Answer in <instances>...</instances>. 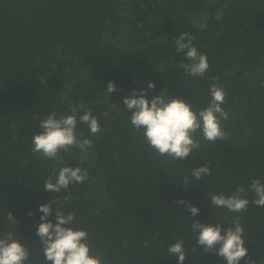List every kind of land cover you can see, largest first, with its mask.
Returning <instances> with one entry per match:
<instances>
[{
	"label": "trees",
	"instance_id": "1",
	"mask_svg": "<svg viewBox=\"0 0 264 264\" xmlns=\"http://www.w3.org/2000/svg\"><path fill=\"white\" fill-rule=\"evenodd\" d=\"M182 33L207 56L203 76L178 67L188 63L176 52ZM109 81L117 89L111 94ZM213 82L225 92V139L212 143L197 132L200 147L183 161L149 147L123 104L133 90H147L149 101L181 98L198 112L209 105ZM81 104L76 135L92 142L83 157L69 148L58 164L34 153L41 121L52 112L71 115ZM89 109L100 125L95 135L79 122ZM204 165L211 175L196 181L191 169ZM54 166L80 167L88 178L46 192ZM253 179L264 183V0H0V238L11 232L20 239L30 253L25 264H46L38 209L53 199L65 215L75 214L71 227L87 232L90 255L103 264H178L167 251L177 240L184 242V264H227L197 244L191 223L227 228L236 216L248 249L239 264H264V208L250 203L232 213L207 199L242 186L251 200ZM56 206L48 217L54 224Z\"/></svg>",
	"mask_w": 264,
	"mask_h": 264
},
{
	"label": "clouds",
	"instance_id": "2",
	"mask_svg": "<svg viewBox=\"0 0 264 264\" xmlns=\"http://www.w3.org/2000/svg\"><path fill=\"white\" fill-rule=\"evenodd\" d=\"M187 37V42L185 38ZM176 52L185 53L188 63H180L186 74L193 78L203 76L209 68L207 56L198 53L192 45V37L187 33H182L175 41ZM214 80V78H213ZM109 94L114 93L116 85L114 82L107 83ZM155 84L148 83V89H154ZM209 94L211 100L209 105L195 112L189 103L181 98H171L162 95L154 96L150 101L147 99V90L137 93L135 90L131 95L124 97L123 104L131 113L130 122L136 131L143 130V135L149 145L160 156H167L174 161H183L190 157L193 150L200 147V140L194 139L197 132L202 133L203 139L212 143L223 141L225 132L221 127V119L226 120L228 113L221 105L225 100L223 88L213 82ZM84 105L70 108L71 115H61L57 118L55 112L50 113L46 119L42 120L39 128L42 129L34 134L31 139L32 151L38 153L42 158H48L63 164V157L59 155L61 151L67 152L69 148H78L81 156L92 146L89 139H82L76 135L77 114ZM105 116L107 113L104 114ZM79 122L86 124L91 134L100 132L98 118L92 115L91 110H86L79 115ZM58 173V174H57ZM211 175L209 165L191 169V176L200 181L202 177ZM88 178V172L80 167H53V172L44 181L43 190L50 193H59L67 190L74 183H83ZM184 185L189 183L185 177ZM250 189L254 193V198L249 200L242 194L245 189L238 186L231 195L211 194L210 204L215 207L226 208L232 213L247 211L249 204L259 208H264V183L260 179H253ZM65 201L68 196L63 197ZM181 206H186L185 210L190 212L192 217L199 215V208L191 205L185 200L175 201ZM53 205L55 207V224L48 217L53 215ZM63 205L53 199L47 204L39 206V211L43 213L40 223L37 226L36 235L45 257L46 264H103L99 256L90 255V243L88 234L81 229H73L75 214L65 215L60 209ZM32 215L31 212L28 213ZM7 219L14 225L17 220L12 213H7ZM236 216L232 226L225 228L217 223H201L196 220L191 223V230L196 236V242L204 248L206 253L215 252L222 257L227 264H239L248 254L243 239L244 229ZM171 256L178 257V264H184L186 253L183 240H177L169 245L167 249ZM30 253L20 239L14 238V234L6 233L0 238V264H25L29 260ZM249 264H255L254 261Z\"/></svg>",
	"mask_w": 264,
	"mask_h": 264
}]
</instances>
